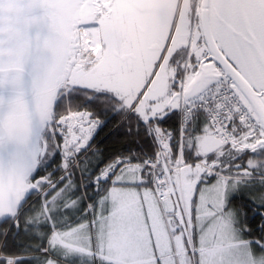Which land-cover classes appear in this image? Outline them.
Listing matches in <instances>:
<instances>
[{
	"label": "snow or ice",
	"instance_id": "snow-or-ice-1",
	"mask_svg": "<svg viewBox=\"0 0 264 264\" xmlns=\"http://www.w3.org/2000/svg\"><path fill=\"white\" fill-rule=\"evenodd\" d=\"M0 264H264V0H0Z\"/></svg>",
	"mask_w": 264,
	"mask_h": 264
},
{
	"label": "trees",
	"instance_id": "trees-1",
	"mask_svg": "<svg viewBox=\"0 0 264 264\" xmlns=\"http://www.w3.org/2000/svg\"><path fill=\"white\" fill-rule=\"evenodd\" d=\"M102 142L105 157H111L114 154L123 151L128 143V138L123 130H117L115 126H110L98 138Z\"/></svg>",
	"mask_w": 264,
	"mask_h": 264
}]
</instances>
